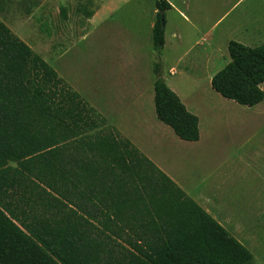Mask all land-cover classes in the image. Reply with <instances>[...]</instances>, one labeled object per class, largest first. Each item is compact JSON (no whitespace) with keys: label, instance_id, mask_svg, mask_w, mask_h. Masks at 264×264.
<instances>
[{"label":"trees","instance_id":"trees-1","mask_svg":"<svg viewBox=\"0 0 264 264\" xmlns=\"http://www.w3.org/2000/svg\"><path fill=\"white\" fill-rule=\"evenodd\" d=\"M154 6L159 52L172 5ZM227 51L211 88L258 104L264 43L229 40ZM153 73L157 117L197 141L198 117L159 60ZM0 264H253V255L0 20Z\"/></svg>","mask_w":264,"mask_h":264},{"label":"rangeland","instance_id":"rangeland-1","mask_svg":"<svg viewBox=\"0 0 264 264\" xmlns=\"http://www.w3.org/2000/svg\"><path fill=\"white\" fill-rule=\"evenodd\" d=\"M169 1L173 7L165 12V44L159 52L151 41L154 0H0V20L95 108L100 79L123 72L131 52L145 57L150 69L159 60L168 80L169 69L181 54L199 51L194 45L211 27V14L201 18L192 9L196 4ZM198 5L206 8L208 3ZM210 5L217 8L216 3ZM61 6L66 8L65 19L60 15ZM238 15L241 19H233ZM230 20L251 28L264 24V0L241 1L221 26ZM233 35L216 33L219 43L212 54L215 71L229 61L223 41L237 40L238 33ZM244 37L240 40L244 45L264 43V31L253 29ZM191 54L184 57L186 72L172 76L195 74L197 63ZM203 86L206 101L221 122L212 126L213 130L202 123L201 142L186 146L182 152L165 142L161 163L188 195L207 198L206 205L218 212L219 223L251 251L253 264H264V99L253 106L241 105L221 97L210 81ZM261 88L264 90V83ZM151 108L156 115L153 102Z\"/></svg>","mask_w":264,"mask_h":264},{"label":"crops","instance_id":"crops-1","mask_svg":"<svg viewBox=\"0 0 264 264\" xmlns=\"http://www.w3.org/2000/svg\"><path fill=\"white\" fill-rule=\"evenodd\" d=\"M182 3L188 1L196 4L195 9L201 14V18L212 16V24L209 29L201 36V42H196L194 47L199 46V51L189 52L181 54L176 63L169 69L171 75L168 80L163 77L166 84L172 89L184 103L186 108L198 117L199 139L197 141H186L178 138L172 129L161 122L152 112L153 102V82L154 73L153 68L150 69L151 64L145 61V57L139 55L138 52H131L132 58L125 59L127 64L124 66V70L121 73L116 72L115 75L108 76L103 80L99 86H97L98 97H95V109L101 113L108 121L113 125L124 137L128 138L142 153H144L149 159H151L159 169L164 171L170 178H172L177 185L178 181L174 179L168 172L167 168L161 163V146H165V142L175 146V150L182 152L186 146L193 145L194 143L201 142L200 126L202 123L208 125L210 130L212 126H215L218 122H221L214 116L213 106L206 101L205 86H208L212 75L216 72L212 69V54L217 49L218 38L217 35L238 33L237 40H245L244 35L250 32V30L264 31V24L260 23L256 27L251 28L247 23L230 22L224 26L222 23L231 15L236 9L239 3L243 0H181ZM206 2L208 6L206 8H200L199 3ZM210 3H216L217 8H214ZM172 5V4H171ZM173 7V6H172ZM172 9V8H171ZM205 9V11H202ZM175 11H179L185 19L187 16L175 6ZM233 19H241L238 15ZM219 29V30H218ZM218 30V32H216ZM173 36L178 37V34L173 33ZM237 36V35H236ZM233 40V39H229ZM236 40V41H237ZM223 43L226 45L228 40L225 39ZM203 45L205 48H203ZM224 46V45H223ZM194 49V48H193ZM191 48V51L193 50ZM195 59L197 63L195 66V74H186L182 78H177L172 75L177 73L183 74L186 72V65L184 64V57L189 56ZM206 69L204 74L202 70ZM185 82V84L183 83ZM222 97V96H221ZM225 99V98H224ZM110 115V119H108ZM205 130V128H204ZM185 146V147H184ZM156 153V154H155ZM180 186V185H179ZM181 187V186H180ZM186 192V191H185ZM187 193V192H186ZM190 196V195H189ZM191 197V196H190ZM194 199L199 205H201L210 215L215 219L218 212L209 208L206 203L207 198L197 195ZM217 215H216V214ZM216 219V220H217ZM218 221V220H217ZM219 222V221H218Z\"/></svg>","mask_w":264,"mask_h":264},{"label":"water","instance_id":"water-1","mask_svg":"<svg viewBox=\"0 0 264 264\" xmlns=\"http://www.w3.org/2000/svg\"><path fill=\"white\" fill-rule=\"evenodd\" d=\"M159 12H160V17H161V22H162V18H163V15H164V11L161 10V11H159Z\"/></svg>","mask_w":264,"mask_h":264}]
</instances>
